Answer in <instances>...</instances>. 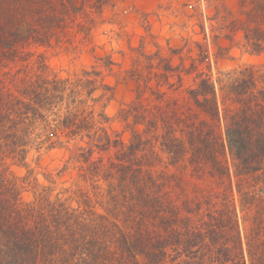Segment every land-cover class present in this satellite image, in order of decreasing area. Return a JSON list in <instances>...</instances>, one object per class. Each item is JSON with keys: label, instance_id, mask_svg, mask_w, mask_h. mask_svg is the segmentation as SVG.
<instances>
[{"label": "trees", "instance_id": "16d2710c", "mask_svg": "<svg viewBox=\"0 0 264 264\" xmlns=\"http://www.w3.org/2000/svg\"><path fill=\"white\" fill-rule=\"evenodd\" d=\"M242 2L245 19L232 31L259 54L264 0ZM84 4L0 0V66L4 57L15 60L19 44L48 46L56 26L84 13ZM113 64L96 57L79 74L61 77L41 61L30 74L19 69L0 78V264H264V64L219 72L215 80L198 74L186 107L140 99L121 107L126 139L111 134L108 115L95 109L112 92L101 68ZM176 76L180 81V71ZM70 142L76 179L52 195L55 176L68 166L45 172V185L28 155L44 143ZM9 164L27 170L17 175ZM185 174L207 175L215 186L196 183L179 204L170 192L183 191Z\"/></svg>", "mask_w": 264, "mask_h": 264}, {"label": "rangeland", "instance_id": "374dc122", "mask_svg": "<svg viewBox=\"0 0 264 264\" xmlns=\"http://www.w3.org/2000/svg\"><path fill=\"white\" fill-rule=\"evenodd\" d=\"M84 7V13L56 26L48 46L17 45L15 60L3 58L0 78L7 77L5 72L9 76L19 69L21 76L25 71L30 74L32 68L38 70L41 61L48 72L72 77L94 64L96 57H109L114 62L111 71L101 69L112 92L96 102L95 109H102L108 115V131L119 132L124 139L128 132L123 131L118 118L121 107L137 99L151 104L175 100L178 106L186 107V90L195 86L198 74L215 80L219 72L264 64V51L250 53L243 45L241 31H232L238 28V20L245 19L247 5L242 0H100L99 3L85 0ZM23 55L26 61L21 60ZM166 73L170 75L168 81ZM158 91L164 93L160 99ZM45 146L47 143L38 151L31 150L28 162L33 175L45 185H51L44 177L45 172L55 175L64 164L68 166L60 177L55 176L54 195L76 179L77 169L69 159L75 145L70 142L62 147ZM227 161L231 163L229 157ZM9 169L17 175L27 170L16 164H9ZM187 169L190 170L189 165ZM184 176L183 191L170 192V197L179 204L184 193L191 195L194 184L203 190L215 186L207 175L204 181L194 180L189 174ZM234 195L243 233L244 212H240L238 196ZM22 196L30 199L31 190L25 189Z\"/></svg>", "mask_w": 264, "mask_h": 264}]
</instances>
